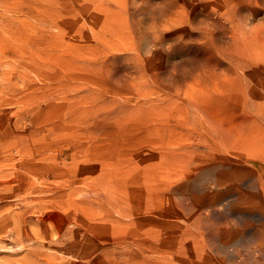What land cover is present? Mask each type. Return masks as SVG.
Wrapping results in <instances>:
<instances>
[{"label":"rangeland","instance_id":"374dc122","mask_svg":"<svg viewBox=\"0 0 264 264\" xmlns=\"http://www.w3.org/2000/svg\"><path fill=\"white\" fill-rule=\"evenodd\" d=\"M262 32L264 0H0V264H264Z\"/></svg>","mask_w":264,"mask_h":264},{"label":"bare ground","instance_id":"6f19581e","mask_svg":"<svg viewBox=\"0 0 264 264\" xmlns=\"http://www.w3.org/2000/svg\"><path fill=\"white\" fill-rule=\"evenodd\" d=\"M260 35H264V32H262ZM259 61L262 62V63L264 64V58H263V59H260ZM247 102H248V101H247ZM247 102H246V103H247ZM246 103H245V105H247ZM248 105H249V104H248ZM206 109H210V110H211L212 108H207V107H205V110H206ZM214 109H215V108H214ZM252 109H253V108H252ZM215 110H216V109H215ZM256 112H257V111H256ZM240 114H241V113H240ZM254 114H255V113H254ZM263 114H264V113H263ZM257 116H258V115H257ZM242 117H244V116H242ZM262 117H263V116H262ZM230 119H231V118H230ZM230 119H229V120H230ZM250 119H251V118H250ZM248 121H250V120H248ZM256 121H257V120H256ZM176 122H177V120H176ZM204 122H205V121H204ZM239 122H240V121H239ZM258 122H259V121H258ZM205 123H206V122H205ZM247 123H248V122H246L244 125H246ZM179 124H180V123H179ZM202 124H203V123H202ZM217 124H218V123H217ZM239 124H240V123H239ZM260 124H261V123H260ZM181 125H182V124H181ZM183 125H184V123H183ZM203 125H204V124H203ZM206 125H207V124H206ZM244 125H243V126H244ZM226 126H227V125H226ZM261 126H262V125H261ZM238 127H239V126H238ZM252 127H253V126H252ZM210 128H211V127H210ZM248 128H250L249 125H248ZM202 129H203V128H202ZM202 129H201V131H202ZM205 129H206V128L204 127V130H205ZM221 130H222V129H221ZM206 131H208V130L206 129ZM212 131H213V130H212ZM260 131H261V130H259V132H260ZM198 132H199V131H198ZM203 132H204V131H203ZM259 132H258V133H259ZM208 133H209V132H208ZM238 133H239V132H238ZM243 133H245V132H243ZM251 133H252V132H251ZM254 133H256V131H254ZM204 134H205V133H204ZM215 134H217V133H215ZM247 134H248V133H247ZM263 134H264V133H263ZM250 135H251V134H250ZM254 135H255V134H253V136L245 135L244 140H245V141H246V140H248V141H249V140H252V141H253V140H254V137H255ZM261 135H262V133H261ZM206 136H208V135H206ZM217 136H218V134H217ZM204 137H205V136H204ZM209 137H210V136H209ZM212 137H213V136H212ZM248 137H249V138H248ZM256 137L259 138V136H256ZM214 138H215V137H214ZM220 138H221V137H220ZM220 138H219V139H220ZM207 139H209V138H207ZM263 139H264V138H263ZM186 141H187V140H186ZM212 141H213V140H211V141H209V142L212 143ZM207 142H208V141H207ZM213 143H214V142H213ZM224 143H225V142H224ZM236 143H241V140H240V138H239L238 136L236 137ZM187 144H190V143H187ZM261 144H262V143H261ZM263 144H264V140H263ZM263 144H262V145H263ZM212 146H213V145H212ZM188 147H189V146H188ZM211 148H212V147H211ZM184 149H185V148H184ZM184 149H183V150H184ZM208 149H209V148H208ZM215 149H216V148H215ZM212 151H213V150H212ZM220 151H221V149H220ZM187 152H188V151H187ZM213 152H215V151H213ZM217 152H218V151H217ZM222 152H223V151H222ZM222 152H221V153H222ZM226 153H228V152H226ZM230 154H231V153H230ZM234 154H235V153H234ZM168 155H169V154H168ZM198 156H199V155H198ZM217 157H218V156H217ZM228 158H229V157H228ZM230 158H231V157H230ZM205 159H207V158H205ZM216 160H217V159H216ZM198 161L203 162L204 160H203V159H199ZM212 163H213V162H212ZM225 163H226V162H225ZM194 164H195V163H194ZM213 164H214V163H213ZM260 164H261V163H260ZM258 165H259V164H258ZM174 166H175V165H174ZM205 167H206V166H205ZM259 167H260V166H259ZM262 169H263V168H262ZM176 170H177V169H176ZM254 170H255V169H254ZM177 171H178V170H177ZM256 171H257V170H256ZM257 172H258V171H257ZM254 173H255V172H254ZM180 174H181V172H180ZM213 174H214V173H213ZM171 175H172V174H171ZM175 176H176V175H175ZM168 179H169V178H168ZM204 180L206 181V179H204ZM211 181H212V180H211ZM165 183H167V182H165ZM171 183H172V182H170V184H171ZM172 184H173V183H172ZM188 184H189V183H188ZM196 185H197V184H196ZM199 185H200V184H199ZM199 185H198V186H199ZM201 185H202V184H201ZM220 185H221V184H220ZM230 185H231V184H230ZM168 186H169V185H168ZM201 187H202V186H201ZM158 188H159V187H158ZM161 188H162V190H163V187H161ZM170 188H171V187H170ZM212 188H214V186H213ZM228 188H229V187H228ZM29 189H31V188H29ZM31 190H32V189H31ZM199 190H200V189H199ZM262 191H263V190H262ZM263 192H264V191H263ZM202 193H204V192H202ZM252 193H253V191H252ZM258 193H259V192H258ZM163 194H164V193H163ZM200 194H201V193H200ZM168 195H169V194H168ZM250 195H251V194H250ZM262 195H263V194H262ZM255 196H256V195H255ZM250 197H252V196H250ZM250 197H249V198H250ZM253 197H254V196H253ZM263 197H264V196H263ZM191 198H192V197H191ZM254 198H255V197H254ZM254 198H252V199L255 200ZM52 199H53V198H52ZM139 200H140V199H139ZM141 200H143V198H142ZM256 200H257V199H256ZM263 200H264V199H263ZM148 201H149V200H148ZM249 201H250V200H249ZM261 201H262V200H261ZM184 204H185V203H184ZM181 205H182V204H181ZM253 205H254V204H253ZM182 206H183V205H182ZM182 206H181V207H182ZM182 209H183V208H182ZM184 209H185V208H184ZM186 209H187V208H186ZM190 212H191V211H190ZM207 213H208L207 215L210 217L209 212H207ZM43 215H44V214H43ZM6 217H7V216H5V218H6ZM199 217H200V216H199ZM199 217H197V219H198ZM2 218H3V217H2ZM42 218H43V216H42ZM263 218H264V217H263ZM201 219H202V218H201ZM3 220H4V219H3ZM5 220H7V219H5ZM131 221H132V220H131ZM200 221L202 222V220H200ZM71 222H72V221H71ZM201 222H199V223H201ZM77 223H79V220H78ZM82 223H83V222H82ZM129 223H134V222H129ZM149 223H151V222H149ZM192 223H194V222H192ZM197 223H198V222H197ZM197 223H195V224H197ZM199 223H198V224H199ZM80 224H81V223H80ZM198 224H197V225H198ZM128 225H129V224H128ZM132 225L135 226V224H131V226H132ZM91 227H92V226H91ZM135 227H136V226H135ZM153 227H154V226H153ZM200 227H201V225H200ZM227 227H228V225H227ZM80 228H81V227H80ZM197 228H198V227H197ZM77 229H78V228H77ZM92 229H93V228H92ZM79 231H80V230H79ZM91 231H93V230H91ZM94 231H95V230H94ZM1 232L3 233V231H1ZM5 232H7V231H5ZM137 232H138V231H137ZM94 233H95V232H94ZM129 233H130V232H129ZM26 234H27V233H26ZM95 234H96V233H95ZM98 234H99V233H98ZM98 234H97V235H98ZM141 234H142V233H141ZM87 235H88V234H87ZM127 235H128V234H127ZM193 235H194V234H193ZM168 236H169V235H168ZM194 236H195V235H194ZM142 238H143V237H142ZM142 238H141V240H142ZM29 239H30V238H29ZM94 239H95V238H94ZM12 240H13V239H12ZM95 240H96V239H95ZM132 240H133V239H132ZM136 241H137V240H136ZM246 241H247V240H246ZM249 241H250V240H249ZM125 244H126V243H125ZM217 244H218V243H217ZM257 244H258V243H257ZM257 244H256V245H257ZM242 245H243V243H242ZM260 245H262V244H260ZM249 246H250V245H249ZM263 246H264V245H263ZM218 247H219V246H218ZM252 247H255V246H252ZM261 247H262V246H261ZM136 248H137V247H136ZM140 248H141V247H140ZM221 248H222V247H221ZM53 249H54V248H53ZM247 249H248V248H247ZM251 249H252V248H251ZM135 252H137V251H135ZM243 253H244V252H243ZM251 253H253V254L255 255V254H258V251H257L256 248H255V251H254V252H251ZM131 255H132V251H131ZM134 255H135V254H134ZM254 255H253V257L255 258ZM136 256H137V255H136ZM251 257H252V255H251ZM253 257H252V258H253ZM257 260H258V259H257ZM86 264H87V262H86Z\"/></svg>","mask_w":264,"mask_h":264}]
</instances>
